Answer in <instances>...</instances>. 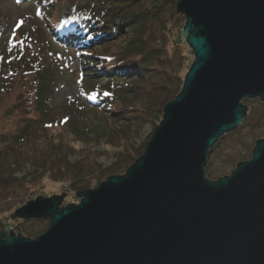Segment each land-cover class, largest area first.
Segmentation results:
<instances>
[{
	"label": "water",
	"instance_id": "water-1",
	"mask_svg": "<svg viewBox=\"0 0 264 264\" xmlns=\"http://www.w3.org/2000/svg\"><path fill=\"white\" fill-rule=\"evenodd\" d=\"M177 11L195 61L142 157L77 206L60 211L65 193L29 201L11 218L49 227L34 238L7 228L0 264H264V139L230 175L206 176L243 100L264 102V0H179Z\"/></svg>",
	"mask_w": 264,
	"mask_h": 264
},
{
	"label": "rangeland",
	"instance_id": "rangeland-1",
	"mask_svg": "<svg viewBox=\"0 0 264 264\" xmlns=\"http://www.w3.org/2000/svg\"><path fill=\"white\" fill-rule=\"evenodd\" d=\"M37 1L0 0V150L4 148L6 135H15L26 126L31 130L40 129L44 122L51 119L63 134L69 136L68 141L79 151V154L72 157V162L86 156L88 152L95 151L94 170H105L116 165L122 154L133 152L132 155L136 156L144 150V142L148 143L160 122L156 126V118L146 115L141 125H137L135 134L129 139L127 146L122 137L111 140L112 134L116 128L122 127L124 120H114L109 113L103 112V106L98 104L100 99L98 100L96 91L104 90H93L87 95L88 89L93 87L87 89L81 78V71L86 67L85 56L81 54L79 57L76 49L55 41L52 32L54 26L47 19L51 11L44 10L42 13L40 6H45ZM71 4L68 1H58L60 22L65 23L69 14L71 15ZM185 21L181 24L185 25ZM115 22L118 25L121 18L118 17ZM181 36L183 38V34ZM174 39L175 42H170L168 54L175 75L173 87H178L183 83L195 57L185 40L180 39L178 44L179 40L176 37ZM121 47H126V43L121 44ZM18 63H24L25 69ZM90 70L93 69L87 68L86 71ZM96 80L99 87L110 83L98 78ZM243 104L248 108L243 123L221 137L212 148L213 155L208 159L206 171V176L211 180L217 179L210 177L209 169H224L225 176L230 175L240 162L252 158L257 141L264 139V102L258 98L244 99ZM29 119L31 124H28ZM28 162L24 170L17 174L18 178H23L21 185H18L22 198L17 202L8 203L5 207L6 210L11 208L7 215L10 218L8 227L13 233L17 234L20 229V236L34 238L48 229L50 219L24 221L22 218H11L17 211L15 209L18 206L15 203L23 205L30 196L35 200L40 196L51 198L65 193L61 208L67 207L68 204L79 205L80 197L77 192H71L72 189L68 190L67 187L64 188L49 179L41 186H34L41 169L35 172L36 166ZM123 166H120L123 168L122 175L126 173V166ZM101 180L104 182L107 177ZM11 224L15 226L11 227ZM5 228L0 224V234L6 231Z\"/></svg>",
	"mask_w": 264,
	"mask_h": 264
},
{
	"label": "trees",
	"instance_id": "trees-1",
	"mask_svg": "<svg viewBox=\"0 0 264 264\" xmlns=\"http://www.w3.org/2000/svg\"><path fill=\"white\" fill-rule=\"evenodd\" d=\"M58 1L38 0L37 3H43L47 8L40 6L42 13L44 10L51 11L47 19L54 26L52 32L55 41L70 45L77 50L79 57L81 54L85 56L86 67L81 71V78L87 89L93 87L88 89L87 95L93 90H104L96 91L98 100L100 99L98 104L103 106V112L109 113L114 120H124L122 127L116 128L112 134L111 140L122 137L127 146L144 116H154L157 126L164 118L166 105L181 92L183 83L173 87L175 75L168 54L170 42L176 37L180 44L185 28L181 24L185 21L184 16L177 11L176 3L179 0H60L72 3V13L65 23L59 21L61 11ZM118 17L121 22L117 25L115 20ZM123 43H126V47H121ZM18 64L25 69L24 63ZM87 68L93 70L86 71ZM19 71L23 72L22 69ZM96 78L110 83L99 87ZM31 123L29 119L28 124ZM68 137L51 119L44 122L40 129L31 130L26 126L15 135H6L4 148L0 150L2 226L9 228L10 218L7 212L11 208L7 207L6 210L5 205L22 198L18 185H21L23 178H18L17 174L24 170L28 161V164L36 166L35 172L41 169L34 186H41L49 179L80 194L96 188L103 182L102 178L121 176L123 168L120 166H126L127 172L142 157L147 145L144 142V150L136 156L132 155L133 152H128L121 155L116 165L105 170H94L95 151L72 162V157L79 154V151L70 144ZM212 152L211 149L208 159L212 157ZM208 174L217 180L226 175L224 169H209ZM28 200L33 199L30 196ZM28 200L23 205L15 203L18 206L15 210L21 209ZM65 208L68 206L61 207L60 211Z\"/></svg>",
	"mask_w": 264,
	"mask_h": 264
}]
</instances>
